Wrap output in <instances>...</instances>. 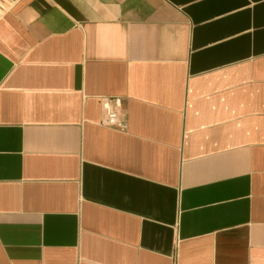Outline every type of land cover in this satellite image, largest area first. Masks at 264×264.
Instances as JSON below:
<instances>
[{"label": "crops", "instance_id": "0c3cea01", "mask_svg": "<svg viewBox=\"0 0 264 264\" xmlns=\"http://www.w3.org/2000/svg\"><path fill=\"white\" fill-rule=\"evenodd\" d=\"M0 264H264V0H0Z\"/></svg>", "mask_w": 264, "mask_h": 264}, {"label": "built area", "instance_id": "2783aa9c", "mask_svg": "<svg viewBox=\"0 0 264 264\" xmlns=\"http://www.w3.org/2000/svg\"><path fill=\"white\" fill-rule=\"evenodd\" d=\"M110 105L105 111L103 122L118 127L124 126L121 116V104L118 99H110Z\"/></svg>", "mask_w": 264, "mask_h": 264}]
</instances>
